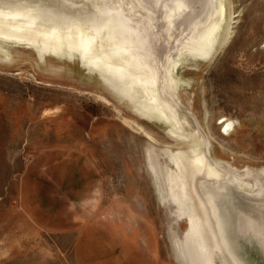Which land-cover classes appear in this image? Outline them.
Wrapping results in <instances>:
<instances>
[{
  "label": "rangeland",
  "instance_id": "1",
  "mask_svg": "<svg viewBox=\"0 0 264 264\" xmlns=\"http://www.w3.org/2000/svg\"><path fill=\"white\" fill-rule=\"evenodd\" d=\"M205 1L28 6L80 31L105 24L107 16L91 14L97 5L118 3L125 17L139 20L148 14L142 3L158 30L189 35L212 15ZM224 2L229 41L213 62L179 69L190 82L180 90L182 111L191 105L211 156L232 171L220 200L229 213L222 231L238 230L240 257L264 264V0ZM12 5L0 0V8ZM10 45V60L0 62V264H192L183 249L191 224L161 201L147 170V153L172 145L165 127L138 117L77 57L41 60L31 48ZM225 121L234 122L230 130ZM219 240L211 243L220 250Z\"/></svg>",
  "mask_w": 264,
  "mask_h": 264
},
{
  "label": "bare ground",
  "instance_id": "2",
  "mask_svg": "<svg viewBox=\"0 0 264 264\" xmlns=\"http://www.w3.org/2000/svg\"><path fill=\"white\" fill-rule=\"evenodd\" d=\"M12 1L15 5L11 8H0V62L10 60V44L33 49L41 60L53 56L63 62L77 57L90 73L99 75L111 95L128 103L138 117L162 124L173 142L161 154L147 153V170L154 177L161 201L175 205L181 219L185 217L191 224L183 237L185 254L192 264H209V258L221 261L218 264H248L238 253L237 241H243L236 236L238 230L234 232L229 228L233 238L222 231L229 213L226 214V207H221L220 200L229 190L227 182L232 171L228 173L225 161L211 156L212 144L191 105L186 114L182 111L184 104L180 96L182 86L190 82L184 80L179 69L185 65L213 62L221 47L229 41L225 0L205 1L203 6L208 5V9L209 4L212 5L208 10L212 15L196 25L197 33L193 30L189 35L182 34L183 30L180 33L172 30L169 35L158 30L149 19L151 9L142 3L140 6L148 14L140 15L139 20L125 17L118 3L97 5L91 14L99 18L107 16L105 24L99 29L79 31L71 25L61 27V20L38 13L36 5L28 6L41 0ZM162 46L165 52L160 53ZM190 117L196 128H191ZM232 122H223L225 129L230 130ZM199 218L208 223L209 232L206 227L200 229ZM216 236L220 237V250L211 243ZM176 249L181 256V247Z\"/></svg>",
  "mask_w": 264,
  "mask_h": 264
},
{
  "label": "water",
  "instance_id": "3",
  "mask_svg": "<svg viewBox=\"0 0 264 264\" xmlns=\"http://www.w3.org/2000/svg\"><path fill=\"white\" fill-rule=\"evenodd\" d=\"M242 240L244 241L245 239H244V237H242ZM245 246V245H244Z\"/></svg>",
  "mask_w": 264,
  "mask_h": 264
},
{
  "label": "snow or ice",
  "instance_id": "4",
  "mask_svg": "<svg viewBox=\"0 0 264 264\" xmlns=\"http://www.w3.org/2000/svg\"><path fill=\"white\" fill-rule=\"evenodd\" d=\"M193 3H194V5H195V0H193Z\"/></svg>",
  "mask_w": 264,
  "mask_h": 264
}]
</instances>
